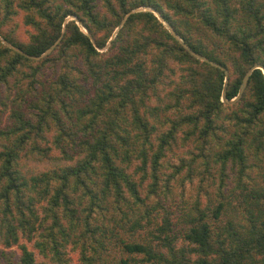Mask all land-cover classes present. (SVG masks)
I'll return each mask as SVG.
<instances>
[{
	"label": "trees",
	"instance_id": "16d2710c",
	"mask_svg": "<svg viewBox=\"0 0 264 264\" xmlns=\"http://www.w3.org/2000/svg\"><path fill=\"white\" fill-rule=\"evenodd\" d=\"M141 2L179 38L129 0H0V20L20 8L51 26L27 45L2 36L0 88L27 66L37 78L33 62L86 58L13 99L28 130L0 149V264H264V0ZM51 121L80 129L32 170L41 148L26 145Z\"/></svg>",
	"mask_w": 264,
	"mask_h": 264
},
{
	"label": "rangeland",
	"instance_id": "374dc122",
	"mask_svg": "<svg viewBox=\"0 0 264 264\" xmlns=\"http://www.w3.org/2000/svg\"><path fill=\"white\" fill-rule=\"evenodd\" d=\"M130 1V7L133 11H146V10H152L154 13L160 18V20L171 30L173 29L171 24L158 12L156 9H154L151 6L148 5H142L141 0H129ZM161 1V0H160ZM99 4L105 3V0H98ZM163 4V2H162ZM135 6V7H134ZM16 13L15 15L9 19L7 17H1L0 25H1V31L2 34L0 35V39L5 43L9 44L2 36L7 35L9 37H13L17 39L18 41H21L24 44H30L36 35L41 36L44 34L45 31L50 30V25L47 24V19L42 18L41 16L35 14L34 20L30 21L28 18H26V15L28 14L24 10L20 8H15ZM76 19L77 22L81 24L84 31L88 32L87 28L83 25V23L78 19V17L74 14H70L66 22L68 20ZM142 26V25H140ZM172 31V30H171ZM100 37L104 36V33H98ZM182 40V39H181ZM109 42L108 44H110ZM108 46L103 49L102 51H107ZM49 52V51H48ZM69 61L66 60V58L61 54L59 56V59L53 62H50L48 64L39 62H33V70L36 72L37 78L30 77V68L29 66L24 67L23 70L18 72L15 76H13L7 83H3L0 88V129H5L10 131V134L8 135H2L0 133V149L4 148L5 146H11L13 143L15 145H19L21 142V135H23L25 132H27L28 127L26 128H17L16 118L14 117V113L12 110V107L14 106L13 99L18 97V91L20 94V90H26L29 91L27 93V98H30V96L34 95L35 98H38L40 95H43V89L46 87L44 86H50L53 85V81L57 78L58 75H61L64 72H67V70L71 69L72 72L76 73L77 71L83 70V67L86 62V58L82 52L79 51V49H74L70 51ZM47 54V53H46ZM57 53L55 54L56 57ZM151 56V54H150ZM152 57V56H151ZM38 59V58H37ZM38 65V68L35 69V67ZM80 68V69H78ZM17 85V86H16ZM36 88V89H35ZM51 89V88H49ZM35 92L37 94H35ZM32 94V95H31ZM21 96V95H20ZM43 101V100H42ZM43 105V104H42ZM17 107V106H15ZM25 116L26 117H32L33 121L36 123L38 120L37 115V109H25ZM74 115V114H73ZM69 116V115H67ZM71 116V115H70ZM75 121H71L69 125L62 126L61 122H53L51 121L49 125L45 126L44 134L45 138H43L40 135L31 134L30 140L26 147L29 149L31 147H34L35 145L39 146L41 149H36L30 153L31 157L24 158V163L28 164L32 170L40 171V170H47L54 166L51 165L52 163L49 160H40L39 158L44 157V153L48 158L59 156L61 154L59 146L56 147L57 140H59V137H64L61 141L62 146L67 147L70 146L73 139H70V137L74 134L76 129L79 128V124H74ZM24 125V123L21 124V126ZM13 127V128H12ZM12 138V139H11ZM15 138V139H14ZM16 139H20L19 142H17ZM81 137L77 138L76 140L80 142ZM54 145V148L52 146ZM27 151V149L25 150ZM189 156H185V164L189 162ZM65 161V159H63ZM62 161V163H63ZM179 162V160H178ZM52 166V167H51ZM187 168V167H186ZM188 169V168H187ZM173 172V169L171 167H167L164 175L171 174ZM197 178H200L203 176V173L196 172ZM182 175H179V177H176L173 180L174 184H178L177 179H179ZM182 243H178V246H181ZM2 246V245H0ZM32 247V245H31ZM12 250H15L17 254L18 248L13 247ZM73 257V263L72 264H85L84 261H81L79 258V255L77 253H71ZM41 260V258H40ZM43 260V258H42ZM49 262V261H48ZM48 262H46L48 264Z\"/></svg>",
	"mask_w": 264,
	"mask_h": 264
},
{
	"label": "water",
	"instance_id": "95a60500",
	"mask_svg": "<svg viewBox=\"0 0 264 264\" xmlns=\"http://www.w3.org/2000/svg\"><path fill=\"white\" fill-rule=\"evenodd\" d=\"M172 30V32H173V34H175L178 38H179V36H178V34L176 33V31L174 30V29H171ZM9 45H11V44H9ZM196 55L199 57V58H201V59H204V60H207L208 61V59L206 58V57H204V56H202V55H200V54H197L196 53ZM210 61V60H209ZM224 98L226 99V97L224 96Z\"/></svg>",
	"mask_w": 264,
	"mask_h": 264
}]
</instances>
